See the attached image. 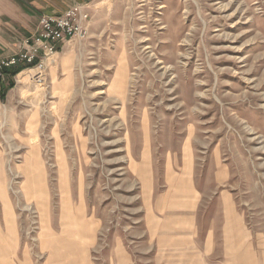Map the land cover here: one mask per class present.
Segmentation results:
<instances>
[{"label": "rangeland", "instance_id": "374dc122", "mask_svg": "<svg viewBox=\"0 0 264 264\" xmlns=\"http://www.w3.org/2000/svg\"><path fill=\"white\" fill-rule=\"evenodd\" d=\"M90 18L70 70L4 86L0 264H43L49 234L91 264H264V0H96Z\"/></svg>", "mask_w": 264, "mask_h": 264}, {"label": "crops", "instance_id": "0c3cea01", "mask_svg": "<svg viewBox=\"0 0 264 264\" xmlns=\"http://www.w3.org/2000/svg\"><path fill=\"white\" fill-rule=\"evenodd\" d=\"M96 0H0V58H7L15 52L16 45L19 40L29 36L36 28L39 19L44 15H59L66 11L68 8L78 4H88V12ZM111 1V0H108ZM74 41L67 42L59 47L57 57L59 58V66L62 69L70 70L73 64V53L65 50ZM65 50V51H64ZM66 58L70 63L66 66L62 64L63 59ZM16 70V69H15ZM12 71L8 72L3 81H0V101L4 99L8 87H4L7 83H12L13 80L22 72L12 75ZM51 77L53 70L49 72ZM11 81V82H10ZM7 85V86H8ZM4 96V97H3ZM3 97V98H2ZM170 213V216L168 217ZM178 211H163L161 217V224L169 223L167 228L164 226L158 230L161 232L160 238L168 240L170 244L176 243L178 235L175 233L179 229L175 226ZM174 217L172 219H168ZM74 242L71 245L66 244V236L63 234H49L48 241H43L42 252L45 255L43 264H91L89 259L90 246L84 241L78 240L75 236H70ZM187 243L193 247L194 241L190 238ZM191 249V248H190ZM188 249V255H179L178 264H194L197 257L191 256L194 250ZM186 252V251H184ZM204 263L206 259L199 257ZM206 258V257H205ZM203 263V264H204ZM2 264H33L29 257L24 255L21 259L18 258L17 262L14 258L7 261L2 260Z\"/></svg>", "mask_w": 264, "mask_h": 264}, {"label": "built area", "instance_id": "2783aa9c", "mask_svg": "<svg viewBox=\"0 0 264 264\" xmlns=\"http://www.w3.org/2000/svg\"><path fill=\"white\" fill-rule=\"evenodd\" d=\"M88 4H78L59 15L42 16L35 30L18 41L15 52L0 58V81L8 72L15 69L38 70L33 79L40 84L48 67L57 56L59 47L67 42H82L86 39L90 27Z\"/></svg>", "mask_w": 264, "mask_h": 264}, {"label": "bare ground", "instance_id": "6f19581e", "mask_svg": "<svg viewBox=\"0 0 264 264\" xmlns=\"http://www.w3.org/2000/svg\"><path fill=\"white\" fill-rule=\"evenodd\" d=\"M38 73V70L34 69V68H29L27 70H24L23 72H21V74H19L18 76V79H19V84H23V83H27L29 80H31L33 77L36 76V74ZM124 79H126V72L124 73ZM121 83V81H120ZM39 87L40 90H42V86L43 84H38L37 85ZM119 90L118 92L119 93H123L124 91V87L125 85H121L119 84Z\"/></svg>", "mask_w": 264, "mask_h": 264}, {"label": "trees", "instance_id": "16d2710c", "mask_svg": "<svg viewBox=\"0 0 264 264\" xmlns=\"http://www.w3.org/2000/svg\"><path fill=\"white\" fill-rule=\"evenodd\" d=\"M20 70H21V69H16V70H13L11 73H12V75H15V74H17L18 72H20ZM10 87H11V88L13 87V83L10 84ZM3 97H4V96H3Z\"/></svg>", "mask_w": 264, "mask_h": 264}]
</instances>
